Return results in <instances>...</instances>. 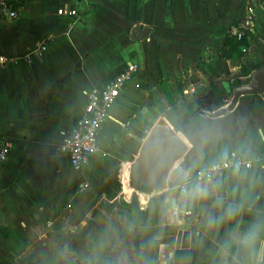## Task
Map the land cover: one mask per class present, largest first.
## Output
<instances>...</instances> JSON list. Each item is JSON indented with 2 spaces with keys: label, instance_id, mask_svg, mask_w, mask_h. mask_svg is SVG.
I'll return each mask as SVG.
<instances>
[{
  "label": "crops",
  "instance_id": "obj_1",
  "mask_svg": "<svg viewBox=\"0 0 264 264\" xmlns=\"http://www.w3.org/2000/svg\"><path fill=\"white\" fill-rule=\"evenodd\" d=\"M247 5L248 0H23L17 19L0 20V140L11 143L0 164V264L32 253L75 258L80 244L82 260L100 242L97 229L107 230L119 218L134 232L138 264H242L239 246L250 223L264 225V159L242 178L224 174L226 201L247 193L251 204L218 225L207 224L199 203L166 213L161 194L175 189L173 184L135 192L139 209L148 211L144 221L129 220L121 203L134 197L129 168L155 123L178 128L188 145L180 161L203 138L206 161L264 153L263 96L241 97L215 129L200 114L193 117L201 107L228 104L232 80L246 84L242 71L264 64V0L253 2L254 31L243 56L219 61L226 34L244 19ZM136 27L145 32L140 38L134 37ZM128 62L138 69L107 110L95 156L74 174L57 147L89 91L105 86ZM212 86L222 93L220 103ZM258 260L264 264V244L258 245Z\"/></svg>",
  "mask_w": 264,
  "mask_h": 264
},
{
  "label": "built area",
  "instance_id": "obj_2",
  "mask_svg": "<svg viewBox=\"0 0 264 264\" xmlns=\"http://www.w3.org/2000/svg\"><path fill=\"white\" fill-rule=\"evenodd\" d=\"M23 0H0V20H15L19 17ZM59 13L62 10H58ZM70 11L68 15H74ZM231 34L237 39L245 34L253 33V17L251 9H247L244 19L236 26L230 28ZM42 47V46H41ZM40 47V48H41ZM5 59L0 57V63ZM138 66L134 62H128L109 82L98 89L89 91L86 101L80 113L74 117V124L71 131L64 133L62 142L57 147V153L65 158L70 171L74 174L82 172L90 163L98 150L99 129L107 110L115 104L125 83L135 74ZM11 153L9 140H0V164L4 163ZM264 159L263 154H231L224 164V174L231 171L229 165L236 161L241 162L242 169L252 168L254 163L259 164ZM84 188L87 185H83ZM174 188H177L175 185Z\"/></svg>",
  "mask_w": 264,
  "mask_h": 264
},
{
  "label": "clouds",
  "instance_id": "obj_3",
  "mask_svg": "<svg viewBox=\"0 0 264 264\" xmlns=\"http://www.w3.org/2000/svg\"><path fill=\"white\" fill-rule=\"evenodd\" d=\"M205 143L207 139L203 138L187 160L176 163L173 177L177 188L161 194V205L166 213L176 215L182 209L199 203L205 212L207 224L213 226L240 214L245 202L250 206L251 196L244 193L239 200L226 201L223 164L226 157L221 156L206 161ZM229 167L234 176L242 178L247 174L246 169H242L240 161L231 163ZM205 202H209L211 207H206ZM259 244H264V225L254 220L245 233L244 244L239 246V249L245 253L242 264H260Z\"/></svg>",
  "mask_w": 264,
  "mask_h": 264
},
{
  "label": "water",
  "instance_id": "obj_4",
  "mask_svg": "<svg viewBox=\"0 0 264 264\" xmlns=\"http://www.w3.org/2000/svg\"><path fill=\"white\" fill-rule=\"evenodd\" d=\"M144 33L139 27H136L134 37L140 38ZM255 95L264 97V64L250 73L248 83L232 89V97L228 104L216 110L206 106L201 107L193 117L200 114L204 120L206 118L215 124L219 117L225 116L236 107L241 97ZM205 124L213 129L208 122L205 121ZM187 152L188 145L178 136V128L176 126L155 123L147 133L135 160L129 168V183L134 189L132 196L135 195L136 191H141L143 188L147 191L158 192L170 186L172 169L178 161L186 156ZM124 226L126 227L127 223ZM118 227L113 228L115 232L113 240H111L116 246V255L122 264H133L129 258L121 254L122 241L118 236ZM103 229L105 228L101 227V230Z\"/></svg>",
  "mask_w": 264,
  "mask_h": 264
},
{
  "label": "flooded vegetation",
  "instance_id": "obj_5",
  "mask_svg": "<svg viewBox=\"0 0 264 264\" xmlns=\"http://www.w3.org/2000/svg\"><path fill=\"white\" fill-rule=\"evenodd\" d=\"M127 223L126 220L119 218L117 220V225H107L106 229L101 230V227L97 229V236L100 238L99 243H93L92 251H89L88 257L81 258L80 255V246L75 247L74 256L75 258L67 253H54L51 256L44 255L42 253H32V257L29 259L16 261L14 264H88V263H96V264H122L119 257L116 255L117 249L114 245L113 234L114 227H118V236L122 241V256L129 258L131 263H136L139 259L135 252V244H133V231L130 228L129 224L125 227L124 224ZM114 226V227H113ZM123 228V229H122ZM101 238L103 240L101 241ZM110 238V239H109ZM80 247V248H79ZM61 250V249H60ZM58 252H60L58 250ZM137 259V260H136ZM138 264V263H136ZM140 264V263H139Z\"/></svg>",
  "mask_w": 264,
  "mask_h": 264
},
{
  "label": "trees",
  "instance_id": "obj_6",
  "mask_svg": "<svg viewBox=\"0 0 264 264\" xmlns=\"http://www.w3.org/2000/svg\"><path fill=\"white\" fill-rule=\"evenodd\" d=\"M253 2L260 3L262 0H248V9L253 8ZM249 45V37L248 34H245L242 38L237 39L235 36L231 34V31L227 32L225 39H224V44L223 47L220 51V57L219 61H222V58L225 59H231V58H241L243 56V53L241 52L242 47H247ZM250 70H243L242 75L244 77H247V83L249 82V75H250ZM241 85V82L239 79L235 78L232 80L230 84V93L232 92V89L236 86ZM212 93L214 97L216 98V101L220 103L222 101V93L215 87L212 86ZM205 121L209 123V125L215 129L217 128L218 121L216 123H212L210 120H207L205 118ZM170 184L176 185L174 182V179L170 177ZM142 191L147 192L145 188L142 189ZM122 208L126 211L124 214L128 217V219H132L133 221L136 218H139L140 220H145V218L148 216V211H141L138 207V200L137 197L134 196L129 203H121ZM132 223V221L130 222Z\"/></svg>",
  "mask_w": 264,
  "mask_h": 264
},
{
  "label": "rangeland",
  "instance_id": "obj_7",
  "mask_svg": "<svg viewBox=\"0 0 264 264\" xmlns=\"http://www.w3.org/2000/svg\"><path fill=\"white\" fill-rule=\"evenodd\" d=\"M110 30H113L112 27H109ZM256 59V61L258 60L257 58H254ZM252 62H255L253 59L251 60Z\"/></svg>",
  "mask_w": 264,
  "mask_h": 264
}]
</instances>
